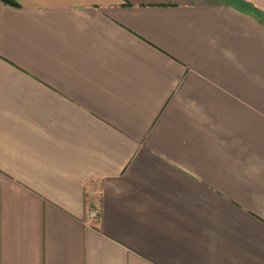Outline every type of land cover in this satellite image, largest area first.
Listing matches in <instances>:
<instances>
[{"label": "crops", "instance_id": "crops-1", "mask_svg": "<svg viewBox=\"0 0 264 264\" xmlns=\"http://www.w3.org/2000/svg\"><path fill=\"white\" fill-rule=\"evenodd\" d=\"M0 264H264V0H0Z\"/></svg>", "mask_w": 264, "mask_h": 264}, {"label": "built area", "instance_id": "built-area-1", "mask_svg": "<svg viewBox=\"0 0 264 264\" xmlns=\"http://www.w3.org/2000/svg\"><path fill=\"white\" fill-rule=\"evenodd\" d=\"M90 213H91L92 216L97 217L98 214H99V209L98 208H93V209L90 210Z\"/></svg>", "mask_w": 264, "mask_h": 264}, {"label": "rangeland", "instance_id": "rangeland-1", "mask_svg": "<svg viewBox=\"0 0 264 264\" xmlns=\"http://www.w3.org/2000/svg\"><path fill=\"white\" fill-rule=\"evenodd\" d=\"M94 208H97V207H94Z\"/></svg>", "mask_w": 264, "mask_h": 264}]
</instances>
